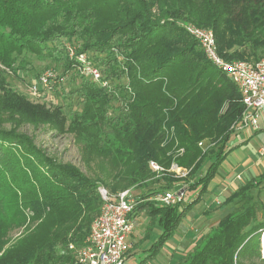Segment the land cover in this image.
Listing matches in <instances>:
<instances>
[{
	"label": "trees",
	"instance_id": "obj_1",
	"mask_svg": "<svg viewBox=\"0 0 264 264\" xmlns=\"http://www.w3.org/2000/svg\"><path fill=\"white\" fill-rule=\"evenodd\" d=\"M189 24L212 30L227 62L263 59L264 0H0V264H75L68 246H80L90 232L102 207L100 186L110 195L140 191L130 216L148 218L141 242L159 229L137 264L155 260L175 236L222 162L251 138L233 141L240 94L186 32ZM67 44L88 56L105 86L75 71ZM28 56L60 64L63 75L73 71L79 110L66 114L61 104L49 111L7 89L3 74L25 70ZM24 125L72 135L86 162H108L112 174L101 183L57 162L19 131ZM172 164L186 176L171 173ZM260 177L224 200L242 209L176 264H264V204L250 194ZM179 183L196 197L173 207L152 200ZM14 230L20 233L10 242Z\"/></svg>",
	"mask_w": 264,
	"mask_h": 264
},
{
	"label": "rangeland",
	"instance_id": "obj_2",
	"mask_svg": "<svg viewBox=\"0 0 264 264\" xmlns=\"http://www.w3.org/2000/svg\"><path fill=\"white\" fill-rule=\"evenodd\" d=\"M262 58H264V53L262 54ZM27 61L29 65L26 67V69L22 71L20 70L16 75L11 74L10 72H6L3 74L7 89L9 91H12L24 97L26 100L32 103L41 106L43 105L49 111H52L55 106L61 104L64 105L63 112L66 114L69 112V110L76 111L81 108L80 99H78L77 96H73V94H71V92L75 90L79 85V79L74 76L73 71L63 75V68L60 64L51 61L38 60L33 56H28ZM46 72H53V74H55L57 78H62L63 81L60 84H55L54 89L51 93H45L44 91H41L40 94L37 95V97L32 96L30 91L31 81H35L40 75ZM61 94H63V96H60ZM62 97H64L65 101L62 100ZM19 131L26 134L30 139L32 138L37 148L44 151L48 156L53 157L57 162L72 164L78 167L89 177L97 178L101 183L107 182V176L112 174L108 162H105L101 159H95L86 162L82 158L80 146L74 142V139L70 134L61 136L49 130L47 126L31 125L22 126L20 127ZM234 134L236 135L233 138V141L238 140V142L242 138H245L246 140L253 135V133L242 135L241 133L238 134L236 132H234ZM253 138L254 139L249 142L248 147L242 146L235 150V152H244V149L248 148V150L252 153V151H256V148L259 147L260 153L264 154V134L255 135ZM233 159L234 158L232 156L227 158L225 165L230 164L234 169L236 163H234L235 160ZM207 164L208 163H206V165ZM172 166L174 168V171H172L171 169ZM152 171L155 173L159 172L154 170ZM169 171L175 174L176 177L181 178L185 177L187 174V171L185 169L178 168L175 164L171 165ZM263 174L264 157H256L254 164L251 163L246 167L240 168L237 173H233V175L229 178L228 176L231 174L225 172V170L219 167L216 176L220 175L222 176V179L226 181V183L222 182L219 185V187H222V185L224 186L222 187L223 190L221 189L220 191L213 192V194L208 195L209 192L213 189V179L209 184L206 195H204L199 204L193 207L191 211L186 215V217L189 216L188 219L185 217L182 220L178 229L176 230L175 236L165 243L164 248L161 250L156 259L148 264H176L179 261H182L188 253H191L196 247L200 245V243L203 242L204 238L216 228L217 223L223 217L232 212L240 211L242 209V205L240 203L224 204V200L232 192L239 188L240 185H245L249 181H252L254 183H257L259 180L261 181L260 175ZM99 188L107 190L103 186H100ZM126 190H131V193L136 202V199L140 196V191L132 188H128ZM168 191H182L184 197L181 205H185L188 201L196 197V193L187 190V187L183 186L182 183L176 184V186L172 190ZM145 192L146 191H142L141 194H144ZM218 194H220V196H217ZM250 194L254 202L264 204V180L260 183L259 187H257V189H253ZM152 200L156 202L153 198ZM189 218L191 219V222H189ZM184 220L185 222L184 224H182ZM134 222L135 228L133 230V233L137 227V221L135 218ZM257 222H263L262 214L260 212L257 215ZM148 225L149 223L147 222L145 227L142 229L143 235H145L146 226ZM189 226L193 227L191 231L188 229ZM158 232V228L153 229L151 238L157 236ZM19 233L20 230L12 231L9 234V238L11 240L9 241L12 242V240H14L19 235ZM133 233L128 238L127 250L123 256L124 264H137V262L144 256L142 255V253L145 250L143 249L145 245L142 246L139 244H135V238L132 236ZM256 236L257 235L254 236L255 239L257 238ZM143 237L141 241L144 240ZM147 239L145 240V244H147L148 247L151 239ZM164 249L165 251H163ZM168 250L172 251V253L168 252Z\"/></svg>",
	"mask_w": 264,
	"mask_h": 264
},
{
	"label": "built area",
	"instance_id": "obj_3",
	"mask_svg": "<svg viewBox=\"0 0 264 264\" xmlns=\"http://www.w3.org/2000/svg\"><path fill=\"white\" fill-rule=\"evenodd\" d=\"M186 32L199 44L205 58L218 70L227 74L236 86L244 110L238 124L232 127L238 134H251L264 131V58L257 62L225 61L216 51L212 30L184 25ZM69 58L75 60L74 69L79 74L102 87L99 70L92 64L86 54H76L74 47L65 46ZM53 72L40 75L31 81V95L37 97L41 91L51 93L55 84H60ZM240 132V133H239ZM149 166L154 171L160 167L153 162ZM172 171L174 168L172 166ZM102 207L98 217L93 221L88 237L80 246L70 244L68 250L73 253L75 264H124L123 256L127 250L128 238L135 228L134 218L130 216L135 206L131 190H124L110 195L105 189L98 188ZM182 191H165L153 197L161 206L173 207L183 201ZM260 256L264 259L262 238L264 229L259 232Z\"/></svg>",
	"mask_w": 264,
	"mask_h": 264
},
{
	"label": "crops",
	"instance_id": "obj_4",
	"mask_svg": "<svg viewBox=\"0 0 264 264\" xmlns=\"http://www.w3.org/2000/svg\"><path fill=\"white\" fill-rule=\"evenodd\" d=\"M260 135V134H264V131L263 130H261V131H259V132H257V133H255L253 136H251V138L246 142V143H244L243 145H241L240 147H242V146H245V147H248V145H249V142L251 141V140H253L254 138V136L255 135ZM243 135V134H242ZM243 140H245V138H242L241 140H239V142H241V141H243ZM237 142H238V140H237ZM240 147H238V148H240ZM237 148V149H238ZM237 149H235V150H237ZM235 150H233L227 157H226V159L227 158H229L230 156H232L234 159L233 160H235V162L234 163H236V165L234 166V169H233V166H231L230 164H228V165H225V163H226V159H225V161H223V163L221 164V169H223V170H225V172H227V173H230L231 175H229L228 176V178L230 177V176H232L233 175V173H237L239 170H240V168H242V167H246V166H248V165H250L251 163L252 164H254L255 163V158L256 157H264V154H261L260 153V149H259V147H257L256 148V151H252V153H251V151H249L248 150V148L246 149H244V152H242V151H237V152H235ZM253 150V149H252ZM253 166V165H252ZM233 170V171H232ZM222 182H224V183H226V181L225 180H223L222 179V176H220V175H217L215 178H214V180H213V189L209 192V194L208 195H211V194H213V192H217V191H220L221 189L223 190V188L222 187H224L223 185H222V187L220 186L219 187V185H220V183H222ZM209 187V186H208ZM208 190V189H207ZM217 196H220V194H218ZM215 200V199H214ZM189 217V216H188ZM188 217H186L187 219H188ZM136 219V221H137V227H136V229H135V231H134V233H133V237L135 238H133L134 239V243L135 244H139V245H142V246H144V248L143 249H147L148 247H147V244H145V242H141V239H142V237L144 236L143 235V228L145 227V225L147 224V222H148V219H147V217H146V215L143 213V212H141V213H138V215H137V217L135 218ZM184 222H185V220L183 221V223L182 224H184ZM189 222H191V219L189 218ZM188 226V225H187ZM188 229L191 231L192 229H193V227L192 226H189L188 227ZM158 235V234H157ZM157 236H155L154 237V239L153 240H155V238H156ZM153 240L152 241H150L149 242V244H148V246L150 245V243L151 242H153ZM176 242V241H175ZM178 242V241H177ZM147 247V248H146ZM144 250V251H145ZM163 251H165V249L163 250ZM168 252H171L172 253V251H170V250H168ZM145 253L143 252L142 253V255H144ZM164 255V254H163Z\"/></svg>",
	"mask_w": 264,
	"mask_h": 264
},
{
	"label": "bare ground",
	"instance_id": "obj_5",
	"mask_svg": "<svg viewBox=\"0 0 264 264\" xmlns=\"http://www.w3.org/2000/svg\"><path fill=\"white\" fill-rule=\"evenodd\" d=\"M262 242H263V246H264V235H263V238H262Z\"/></svg>",
	"mask_w": 264,
	"mask_h": 264
}]
</instances>
